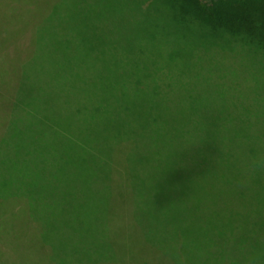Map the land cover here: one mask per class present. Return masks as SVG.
I'll return each instance as SVG.
<instances>
[{"label": "trees", "instance_id": "obj_1", "mask_svg": "<svg viewBox=\"0 0 264 264\" xmlns=\"http://www.w3.org/2000/svg\"><path fill=\"white\" fill-rule=\"evenodd\" d=\"M138 1L148 2L146 18L137 8L118 14L109 1L90 16L78 12L87 3L75 5L54 24L50 14L63 4L39 11L31 47L0 81V206L26 208L50 264H118L128 246L116 236L131 226L144 264H264V0ZM212 58L253 76L248 110L239 103L234 115ZM25 114L45 131L43 146L79 151L65 156L73 164L87 156L94 180L81 178L72 192L61 171L40 162L35 172V157L54 164L64 155L46 148L45 158L31 137L20 141ZM183 194L207 228L167 217ZM158 212L165 225L154 224Z\"/></svg>", "mask_w": 264, "mask_h": 264}, {"label": "rangeland", "instance_id": "obj_2", "mask_svg": "<svg viewBox=\"0 0 264 264\" xmlns=\"http://www.w3.org/2000/svg\"><path fill=\"white\" fill-rule=\"evenodd\" d=\"M37 1H43L42 5H40V3H37ZM56 1L57 4L63 5H60L61 7H58L59 5H57L56 9L51 12L50 15L53 19L52 24L61 20V16L64 13L69 15L70 12H72V7L75 5L80 7L83 4L87 3L85 8L78 9V12H80V16H90V8L95 5L101 9L104 4H107L106 1H109L108 5L112 7V3L110 4V0H0V81L7 79L9 75L10 77L13 76V73H10L11 69L6 70V68L8 65L13 68L14 65L19 63V60L22 57L17 56V51L23 54L24 51L28 50V48L31 47V43L29 42L30 40H27L26 38L29 37L30 30L32 32L35 27L36 17H38L39 11L44 9L46 12V9L52 7L56 3ZM147 3V1L138 0H118L116 1V4L118 6H114L113 2L112 9H120V11L117 13L122 14L124 12V8H128L129 10L131 9V13L132 9L137 8L136 11H138L143 17L146 18ZM128 14L129 13H127V15ZM153 26L154 28H156L155 30L165 29L158 22L153 23ZM23 48L26 49L23 50ZM7 50L10 51V54H14L15 58H9L6 53ZM212 59L213 62L209 63L210 68L212 69L213 75L217 77L222 84L226 85L228 91V94L226 95L227 104L234 115H237L238 113L237 104L239 103L241 104V108L243 111L248 110V108L251 106L249 104L248 94L253 91L252 87L254 86V79H252L253 76L242 73L245 69L231 70L226 67L225 62L223 63L222 61H215L214 58ZM33 69L34 72H38V70H40L37 65V58H35V66H33ZM6 99L7 96L5 95V101L2 102V88L0 87V123L2 118L5 117L4 114L7 108ZM26 101L32 108L34 106H39L40 102L35 93L28 95V99H26ZM30 117H32L31 114H25L24 118L27 123H24L25 120L21 122L20 129L23 126H27V128L19 131L18 134L20 136V141L21 135L23 137H31V139L29 138V146L31 150L36 155L41 152L45 158L48 157V153L45 150L46 148H49L51 151L60 150V154L64 155V159L59 160L58 162L54 161V164L44 163L41 158L35 157V172L37 171V169L39 170L41 168L40 162L41 166L43 165L49 173L53 171L52 175H54V170L56 169L59 172L61 171L60 173L65 176L66 181L68 182V189L72 192L74 190L70 188L71 186L83 185L80 181L81 178L85 179L86 181H93L96 172L93 170V166L91 167V165L89 164L87 156L81 155V159L76 160L75 164H73L71 163L73 159L65 158V156L68 153H72L78 156L80 154L79 151H68L69 149H66L65 146H54L51 144L43 146L39 139L40 135L43 137L45 131L41 133L40 129L37 126H30L31 122L27 119ZM73 150L76 149L74 148ZM21 154L22 153L20 152L19 155H16V152L12 148L9 150L8 147L5 148V155L18 157L21 156ZM83 159H86L87 161L85 162L83 161ZM157 183L160 184L159 187L164 195L168 196L162 181H158ZM177 194L179 195V193ZM178 195H176L175 198L176 203L174 202L172 203V205H170V211L172 213L167 214V217L173 215V217L176 216L178 219H182V223L193 222L194 225L207 228L206 221L199 220L201 213L198 212L199 205L196 204L197 201L196 203H192L194 205H191V202H189L188 200L189 196L183 194L186 198L182 201L180 199L181 196L179 197ZM11 202L0 206V221L3 222L2 224H0V264H22L25 262V260L28 264H50V262L54 263L53 254L49 255V253L46 252L49 247H46V244L39 241L34 235L33 228L37 229L38 227L37 225H33L27 221L25 216V214H27L26 208L21 205H17V207H11ZM190 205L195 206V210L196 212H198L195 221H193L192 217L190 216ZM154 207L155 206L151 205L148 206V209H150V215L152 212V208ZM157 216L160 218V220H156L154 224L165 225L167 217L163 214V212H158ZM210 224L213 228L215 227V224L213 222ZM63 235L66 236V233H64ZM12 238L14 242L11 240ZM71 239L73 243L76 242L75 240H77L73 233L71 235ZM20 243L22 245L26 244L22 247L23 251H20ZM17 246L19 247L17 248ZM244 255H247V253H244Z\"/></svg>", "mask_w": 264, "mask_h": 264}, {"label": "crops", "instance_id": "obj_3", "mask_svg": "<svg viewBox=\"0 0 264 264\" xmlns=\"http://www.w3.org/2000/svg\"><path fill=\"white\" fill-rule=\"evenodd\" d=\"M127 231V239L126 234H119L116 236V241L120 246H128L126 250L119 249V252L117 254L118 258V264H144V262H140V254L142 253L144 256L147 254L146 251L143 250V245L138 242L136 243V238L133 236V231H135L132 226L131 227H125ZM128 229V230H127ZM121 238V239H120ZM121 240V243H120ZM151 261V260H149ZM148 261V262H149ZM160 264H164V261L160 259Z\"/></svg>", "mask_w": 264, "mask_h": 264}]
</instances>
